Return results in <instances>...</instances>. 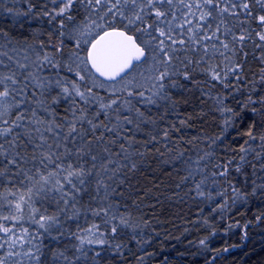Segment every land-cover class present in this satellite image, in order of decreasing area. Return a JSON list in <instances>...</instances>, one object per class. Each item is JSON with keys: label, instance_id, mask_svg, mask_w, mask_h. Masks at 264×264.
<instances>
[{"label": "snow or ice", "instance_id": "obj_1", "mask_svg": "<svg viewBox=\"0 0 264 264\" xmlns=\"http://www.w3.org/2000/svg\"><path fill=\"white\" fill-rule=\"evenodd\" d=\"M23 3L0 0V11L20 30L43 21L48 43L39 29L29 42L0 27V264L156 257L145 247L151 236L115 197L152 148L210 112L219 131L207 136V150L195 161L179 153L163 162L178 173L182 165L177 187L206 205L208 215L200 208L195 223L209 236L189 244L197 246L193 256L216 264L230 249L210 246L212 221L264 198V0ZM250 56L261 65L258 79L247 75ZM184 106L193 112L185 115ZM254 220L264 222V212ZM159 264L172 261L161 256Z\"/></svg>", "mask_w": 264, "mask_h": 264}, {"label": "trees", "instance_id": "obj_2", "mask_svg": "<svg viewBox=\"0 0 264 264\" xmlns=\"http://www.w3.org/2000/svg\"><path fill=\"white\" fill-rule=\"evenodd\" d=\"M5 7L25 9L27 6L23 0H5ZM11 24V17L6 12L0 11V27L8 31L13 40L28 38L31 42L28 34L33 29H39L42 33L40 39L48 43L49 26L43 21H33L26 25L23 30L12 28ZM55 39L54 35L53 40L55 41ZM68 48H71L70 44ZM256 55H259V50H256ZM260 67L258 61L250 56L246 65L248 77L258 79ZM254 73L256 74L255 77H253ZM97 91H101V94L105 95L102 90L97 89ZM204 107L205 111H208V106ZM196 111L199 109L196 108ZM183 112L185 115L192 113L193 107L184 106ZM152 114L156 117L160 115L155 109H153ZM218 121L219 115L211 112L203 122L194 117L189 126L185 127L181 133L173 134L170 142L161 141L155 148H152L142 167L135 173H129L128 181L118 189L122 195L115 197V199L122 206L127 207L125 214H131L140 227L144 229V232L151 236V245H145V247L148 251H155L157 255L147 260L146 264H159V257L161 256H168L172 264H204V256L192 255V253L197 252V246L195 243L189 244V241L198 242L205 236H209L211 231L209 227L202 224L197 227L195 223L201 218L199 209L204 208L203 215H208V209L205 204L194 201L186 195L189 192L188 187L183 185L177 187L184 175L183 166L181 165V170L178 173L171 164H165L163 161L168 160L170 155L174 158L179 153H184L185 157H191L195 161L198 153L207 150L204 143L207 136L214 135L219 131L216 128ZM174 122V119L167 120V123ZM164 126V124H160L161 128ZM229 144L230 141H225V145ZM156 149L164 153L163 159L156 153ZM221 154L218 149L217 158ZM137 163L140 164L141 162L137 161ZM143 192H150L151 194L148 196L138 195V193ZM261 212H264V198L257 196L250 200L248 206L239 210L233 209L229 214L231 219L226 217L225 220L221 221L217 217L212 221L217 234L210 237V246L213 249L224 247L230 249L228 252L220 253L216 264H264V222L257 224L254 220V217ZM143 221L148 222L147 226L144 225ZM248 221H252L246 230L248 238L242 240L241 237L245 231L243 225ZM236 222H239V227L235 226ZM229 223H232L233 227L225 231ZM233 245L237 247H232ZM129 247L133 252L137 251L135 243H130ZM178 252H184L185 256L183 258L177 256ZM213 254L205 253L206 256ZM108 264H123V258L110 259ZM131 264H135V261H131Z\"/></svg>", "mask_w": 264, "mask_h": 264}]
</instances>
